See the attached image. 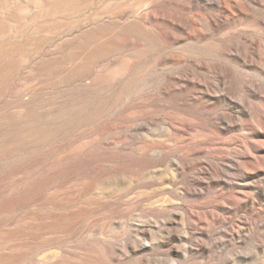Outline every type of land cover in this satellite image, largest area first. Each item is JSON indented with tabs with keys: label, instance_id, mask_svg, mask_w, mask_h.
<instances>
[{
	"label": "rangeland",
	"instance_id": "1",
	"mask_svg": "<svg viewBox=\"0 0 264 264\" xmlns=\"http://www.w3.org/2000/svg\"><path fill=\"white\" fill-rule=\"evenodd\" d=\"M0 264H264V0H0Z\"/></svg>",
	"mask_w": 264,
	"mask_h": 264
}]
</instances>
